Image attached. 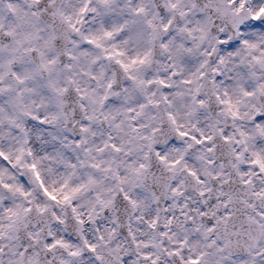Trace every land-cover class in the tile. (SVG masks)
Segmentation results:
<instances>
[{
    "label": "snow or ice",
    "instance_id": "obj_1",
    "mask_svg": "<svg viewBox=\"0 0 264 264\" xmlns=\"http://www.w3.org/2000/svg\"><path fill=\"white\" fill-rule=\"evenodd\" d=\"M0 264H264V0H0Z\"/></svg>",
    "mask_w": 264,
    "mask_h": 264
}]
</instances>
